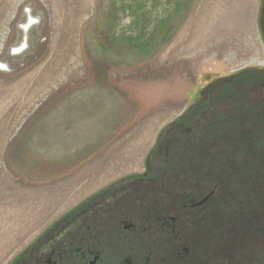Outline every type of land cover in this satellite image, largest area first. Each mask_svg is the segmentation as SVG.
I'll use <instances>...</instances> for the list:
<instances>
[{
  "label": "rangeland",
  "instance_id": "374dc122",
  "mask_svg": "<svg viewBox=\"0 0 264 264\" xmlns=\"http://www.w3.org/2000/svg\"><path fill=\"white\" fill-rule=\"evenodd\" d=\"M0 65V264L104 190L169 169L207 197L185 264H218L223 236L229 264H264L244 226L264 227V0H0Z\"/></svg>",
  "mask_w": 264,
  "mask_h": 264
},
{
  "label": "flooded vegetation",
  "instance_id": "af4514ba",
  "mask_svg": "<svg viewBox=\"0 0 264 264\" xmlns=\"http://www.w3.org/2000/svg\"><path fill=\"white\" fill-rule=\"evenodd\" d=\"M31 25L29 20L24 30ZM186 171L191 175V170ZM153 173L154 179L144 174L128 178L64 214L8 264H185L193 251L187 240L195 243L198 233L191 217L200 213L207 197H198V186L189 183L190 179L181 181V170ZM183 188L189 191L184 193ZM181 211L185 216L182 226ZM186 229L184 239L182 230ZM262 229H251V233L257 231L252 234V245L260 238L264 243ZM238 246L237 259L243 261L247 248ZM204 253L197 252L203 263ZM217 261L222 264L223 255Z\"/></svg>",
  "mask_w": 264,
  "mask_h": 264
},
{
  "label": "trees",
  "instance_id": "16d2710c",
  "mask_svg": "<svg viewBox=\"0 0 264 264\" xmlns=\"http://www.w3.org/2000/svg\"><path fill=\"white\" fill-rule=\"evenodd\" d=\"M241 104V103H240ZM227 120L229 121L230 119H228L227 118ZM215 127H209L208 129L210 130V132H212V131H214L215 129H214ZM172 157V156H171ZM171 157H169V160L168 161H173L174 159H172ZM175 161V160H174ZM173 161V162H174ZM187 161H190L189 159L187 160ZM185 162H186V160H185ZM217 180V179H216ZM185 189L183 188V191H184ZM234 192V191H233ZM232 192V193H233ZM247 193V192H246ZM248 195H249V193H248ZM231 198V197H230ZM229 198V199H230ZM241 200V199H240ZM238 204V203H237ZM237 204H232L231 205V207H229V209L231 208V209H233L234 211H235V215H233L234 217L231 219V220H229V221H227V222H224V224L225 223H227V227H225L227 230L228 229H230V230H232V228H231V226L232 225H236V224H234L235 222H238V221H236L235 219L237 218V216H236V214L238 215V212L240 211V213H241V207H238V205ZM260 207V206H259ZM257 213H258V215H259V218H262L263 219V221H264V209H260V208H258L257 210ZM259 211V212H258ZM239 213V214H240ZM240 216V215H239ZM241 217V216H240ZM252 220V221H251ZM255 220L252 218V216H250L249 215V217H247V219H246V221H245V227L247 228L248 226H250L251 228H253V229H256L257 231H258V229L259 228H261L260 227V224H256L255 222H254ZM241 228H242V231H241V229H240V231L239 230H236L235 231V234H236V232L237 231H239V233H241L242 235L246 232V229H245V227L243 226V225H239ZM257 231L256 232H252V234H256L257 233ZM262 231V234L261 235H264V229H262L261 230ZM244 236H246L245 234H244ZM223 242H224V244H223V246H224V257H223V264H229V262H231L230 261V259H228V256H229V252H228V248H227V245L229 244L228 242H226V239H225V236H223ZM223 251V250H222Z\"/></svg>",
  "mask_w": 264,
  "mask_h": 264
},
{
  "label": "bare ground",
  "instance_id": "6f19581e",
  "mask_svg": "<svg viewBox=\"0 0 264 264\" xmlns=\"http://www.w3.org/2000/svg\"><path fill=\"white\" fill-rule=\"evenodd\" d=\"M30 24V23H29ZM26 28V26H24V29ZM27 30V29H26ZM25 44H23V45H21L20 47H18V48H14L13 49V51H14V53H20V52H22L25 48ZM24 48V49H23ZM23 49V50H22ZM0 67H2L1 65H0Z\"/></svg>",
  "mask_w": 264,
  "mask_h": 264
}]
</instances>
